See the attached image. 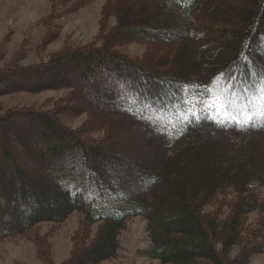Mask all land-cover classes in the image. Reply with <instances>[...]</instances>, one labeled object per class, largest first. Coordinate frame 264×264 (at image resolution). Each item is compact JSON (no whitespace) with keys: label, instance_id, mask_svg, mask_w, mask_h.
<instances>
[{"label":"trees","instance_id":"16d2710c","mask_svg":"<svg viewBox=\"0 0 264 264\" xmlns=\"http://www.w3.org/2000/svg\"><path fill=\"white\" fill-rule=\"evenodd\" d=\"M48 1L43 44L58 36L56 19L90 0ZM133 1L104 0L84 43L0 65V94L65 88L0 104V240L27 238L49 264H98L141 215L161 263L264 264V128L168 115L195 85L216 78L220 90L231 77L239 91L264 67V0ZM129 41L144 43L141 54L116 48ZM80 113L77 126L62 122ZM126 121L160 148L140 160L115 151ZM74 210L69 253L52 262L50 231Z\"/></svg>","mask_w":264,"mask_h":264},{"label":"rangeland","instance_id":"374dc122","mask_svg":"<svg viewBox=\"0 0 264 264\" xmlns=\"http://www.w3.org/2000/svg\"><path fill=\"white\" fill-rule=\"evenodd\" d=\"M136 1V0H135ZM133 1V3L135 2ZM104 0H90L76 10L56 19L60 23L58 36L40 43L46 30L42 22L50 10L48 0H0V65L12 58L20 57V62L37 61L41 54L59 50L67 43H84L98 30L99 17ZM113 23L114 18L108 20ZM116 48L128 54H141L144 43L129 41ZM20 52V54H18ZM65 88H48L38 92L15 91L0 94L3 106L39 104L48 95L63 94ZM48 106V104H47ZM62 122L67 126H77L85 117L84 113L75 116L63 115ZM123 122L116 134L113 149L127 158H140L152 155L160 147L157 142L140 129ZM127 127V129L125 128ZM135 131V132H134ZM48 223L39 225L45 231ZM78 225V213L70 212L50 231L51 247L47 250L53 262L65 258L71 247L70 232ZM149 238L145 220L141 215L128 218L125 228L119 234V247L114 257L101 260L98 264H164L148 252ZM257 261L264 254L257 255ZM51 263V262H50ZM0 264H49L36 255L34 244L27 238H3L0 240Z\"/></svg>","mask_w":264,"mask_h":264},{"label":"snow or ice","instance_id":"6c2138e0","mask_svg":"<svg viewBox=\"0 0 264 264\" xmlns=\"http://www.w3.org/2000/svg\"><path fill=\"white\" fill-rule=\"evenodd\" d=\"M191 4V0H186ZM225 87L217 90L216 78L204 87L195 85L196 96L193 100L182 98L183 110L169 113V116L180 118L182 123L188 124L190 119L199 123L200 119H207L217 127H223L227 122L229 126H235L237 130L249 128H264V67L259 72L250 74L248 82L237 91L232 86V78H224ZM192 109H197L193 111ZM203 112L205 115L200 116ZM163 113L160 110L158 116ZM150 125L151 120L147 121Z\"/></svg>","mask_w":264,"mask_h":264}]
</instances>
